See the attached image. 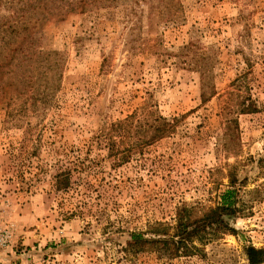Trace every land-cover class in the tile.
<instances>
[{"label":"rangeland","instance_id":"1","mask_svg":"<svg viewBox=\"0 0 264 264\" xmlns=\"http://www.w3.org/2000/svg\"><path fill=\"white\" fill-rule=\"evenodd\" d=\"M17 10L28 22L24 2L0 3ZM101 11L37 14L32 64L24 36L19 50L0 37V264H247L243 246H264V0ZM155 115L176 118L160 138ZM230 186L235 234L193 238L188 255L125 251Z\"/></svg>","mask_w":264,"mask_h":264},{"label":"trees","instance_id":"2","mask_svg":"<svg viewBox=\"0 0 264 264\" xmlns=\"http://www.w3.org/2000/svg\"><path fill=\"white\" fill-rule=\"evenodd\" d=\"M135 1V0H134ZM4 2L8 7L24 2L25 11L29 10L28 22L25 19H21L23 14L17 12L9 17L2 14L5 17L0 21V37L4 39V44L8 46L11 42H17L15 50H19V46L24 38L28 41L26 48L28 49V57H30V63L37 58L38 54H42L37 49V38L32 33V28L35 22H29L37 14L47 11L48 13L62 17L67 12L84 13L87 11H93L95 9H101V14H111L114 8L122 4V0H0V3ZM137 3V0H136ZM14 11V10H13ZM0 16V17H2ZM26 21V22H25ZM9 30V31H8ZM11 48V47H10ZM14 50V48H13ZM12 49L10 50V52ZM3 50L0 49V56H2ZM30 64V73L32 71V65ZM255 104H246L240 111L241 112H254L256 111ZM176 118L166 119L161 115H155L152 120V126H154L153 136L160 138L163 135L171 132L174 128V122ZM68 178L60 180L61 186H65ZM235 188L228 187L220 193L219 201L202 210L198 216H192L191 210L182 206L177 211L174 225H169L166 222H155L150 226L151 237H145L144 232H131L130 240L124 247L128 255L132 256L136 252H154L157 249L165 250L169 256H177L178 253L183 255L191 254V248L195 246H189L196 238L203 240L204 242H210L217 238L218 233H236V230L229 225L228 219L235 217L238 214L239 208L235 206ZM168 229H170L168 231ZM160 236H166L164 239H160ZM196 248V247H195ZM242 253L247 261V264H262L264 263V246H254L248 244L243 246Z\"/></svg>","mask_w":264,"mask_h":264},{"label":"built area","instance_id":"3","mask_svg":"<svg viewBox=\"0 0 264 264\" xmlns=\"http://www.w3.org/2000/svg\"><path fill=\"white\" fill-rule=\"evenodd\" d=\"M13 226L11 223L0 221V254L4 251L11 240Z\"/></svg>","mask_w":264,"mask_h":264}]
</instances>
